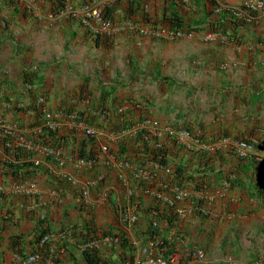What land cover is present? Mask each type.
I'll return each instance as SVG.
<instances>
[{
  "label": "crops",
  "instance_id": "0c3cea01",
  "mask_svg": "<svg viewBox=\"0 0 264 264\" xmlns=\"http://www.w3.org/2000/svg\"><path fill=\"white\" fill-rule=\"evenodd\" d=\"M69 1L79 6L91 0ZM208 1L183 7L180 16L184 21L198 19L203 9L211 10L215 4L218 13L219 8H228L239 18L244 14L252 18L243 23L237 20L240 24L236 25L228 22L229 17L221 20L218 26L225 30L223 35L214 33L209 37L197 31L175 41H162L160 62L153 58L155 46L161 42L158 39L137 38L129 31L108 38L105 45L109 46L103 47L102 41L90 36L79 20L46 17L54 6L48 0L37 1L32 8L26 0H0V119L20 127L17 136L0 133V264H20L19 251L26 253L32 246L28 241L33 237L31 232L42 220L41 228L50 229L51 234L48 251L57 252L53 253L58 257L54 264H85L77 243L85 234L84 222L92 224L93 230L113 227L119 236L124 233L131 247L132 242L136 246L138 241L150 242V237L145 240V230L154 217L153 208L167 210L157 191L171 193L166 186L170 178L163 182L166 177L160 167L146 164L148 182L137 181L133 172L138 167L132 158L131 166L105 165L100 159L94 165L83 166L67 158L59 165L51 158L45 162L43 152L28 143L38 138L39 111L49 110L60 114L56 118L58 134L67 135L73 144L83 136V130L65 120L64 109H87L98 99V93L112 88L106 100L111 107L126 105L127 98H135L146 108L141 114L149 113L160 122L159 126L173 123L201 136L200 143H194L201 148L193 159L187 161V155L181 158L180 153L178 160L187 173L200 171L195 180L198 185L204 184V191L210 190V195L175 203L174 226L168 230L175 244L174 235L178 234L206 250L205 260L192 259L188 264L264 261V160L237 156L227 147L229 142L214 143V149L202 148L207 141L216 142L217 136L220 141L224 137L232 142L244 138L264 141V11L250 10L248 0H212L207 7ZM144 7L152 14L156 7L159 17L162 11L169 15L170 0H146ZM210 17L214 23L221 16ZM144 53L151 62L146 60V66L139 67ZM28 69L35 71L32 84L24 80ZM89 92L90 103L84 97ZM174 106L178 109L173 110ZM112 120L117 122V118ZM91 124L101 130L97 140L109 141L113 149L136 137V131L127 129L122 135L110 136L102 128L113 124L101 119ZM20 134L24 143L16 140ZM159 139L174 151L173 138ZM19 146L31 150L30 156L17 154L15 147ZM62 150L67 156L69 151H76L72 146ZM33 159L44 161L47 171L36 170L27 178L12 174V167ZM66 175L74 176L75 181L69 182ZM31 181L35 185L29 191ZM139 182L144 185L138 186ZM88 183L90 202L85 205L81 190ZM102 204L109 208L107 212ZM203 205L206 212L200 210ZM128 212L138 215L132 225L118 221ZM67 224L71 230L64 232ZM96 248L101 260L107 262L124 261L130 255L120 240L100 241Z\"/></svg>",
  "mask_w": 264,
  "mask_h": 264
},
{
  "label": "trees",
  "instance_id": "16d2710c",
  "mask_svg": "<svg viewBox=\"0 0 264 264\" xmlns=\"http://www.w3.org/2000/svg\"><path fill=\"white\" fill-rule=\"evenodd\" d=\"M40 1V0H37ZM54 4L53 8H51V11L58 10L61 5L64 4L65 0H48ZM194 1V2H193ZM212 4L213 1L209 0ZM206 4L205 6L209 7L211 4ZM145 2L146 0H113L108 3H106L102 9V14L104 18L109 19L110 21H115V20H120V19H126V20H133L136 21L138 18L140 19V22H151V18L149 17L148 11H145ZM215 2V0H214ZM122 3L124 6H122ZM195 3V4H200L201 0H190V4ZM85 4V2L83 3ZM82 5V4H81ZM190 6V5H189ZM214 6L217 7L215 4L212 5L213 9H203V15L199 17L198 19H191L184 21L182 16H180V10L183 8L181 4L175 3L173 0H170V7H169V15H166V13L163 14V18H161L162 21H166L167 25L169 26L170 29L172 30H184L185 32H191V31H207L209 33H225V30L222 31V29L218 26L219 24L222 23L221 20H226L229 17L228 22L233 23L234 25L240 24L237 20L241 19V22L244 20L243 18H239L236 15L233 14V12L228 9V8H219L220 12L218 13L215 9ZM218 15L220 17V20L218 22L212 23L210 15ZM226 18V19H225ZM245 21V20H244ZM243 23V22H242ZM223 35V34H222ZM225 35V34H224ZM101 37L97 36L95 40L99 42ZM110 38V37H109ZM109 39L106 37L103 42H107ZM32 69V68H29ZM28 70L25 71L24 73V80L26 79L27 81H30L29 84H32L31 82L33 81V77L36 78L35 76V71L30 72ZM112 89H105L100 93V96L98 99L95 101H91L92 104L88 107V109L85 110H75L74 108H70L68 110H65L69 114L73 109H74V114L78 116V118L82 121H86L87 123H92L94 116L88 111V110H98L99 114L103 115L104 117L108 116L109 109L108 107H105L107 96L112 93ZM105 100V101H104ZM131 100V99H130ZM96 102V103H95ZM95 103V104H94ZM117 107V106H116ZM112 109L115 118H117V122H113V120H108L109 123H112L114 127H110L109 131L115 132V133H120L121 131L134 126V121L132 118V111H128V116L126 114H120L117 111V108ZM19 108V107H18ZM112 113V114H113ZM39 114L41 116L40 121H37L36 126L40 127V132L37 134L38 138L34 140L32 143L34 145H48L53 148H59V149H65L68 146H72L75 152L69 151L70 155H74L79 158H93L96 156L97 151H96V144L98 143L97 139L92 136V135H83L81 138H79L76 142H70L68 139L67 135L64 134H58V130H52L48 127H45L42 125L43 120H42V115L41 111H39ZM122 116L121 120L118 119L120 118L119 116ZM118 116V117H116ZM140 118L137 119V121L142 120L141 114L139 115ZM108 118V117H107ZM179 126V125H175ZM185 127V126H182ZM149 133V131L146 129H142L140 131L136 132V137L133 138H128V141H123V143L118 144L117 150L115 151V156L117 160L120 161H126L130 163L131 158L133 159V163L136 164L137 167H142L145 166L146 163H156L159 166L166 167V166H174V181L177 182L176 184L183 183V182H196L195 179L199 177L198 172L197 174L193 171L190 170L189 173H187L185 166L182 164L176 163L172 161L173 157L179 156V153L182 152V148L179 146H176L175 144H172V147L175 148L174 151H170L169 147L166 145V143H160L159 145H156L158 143L157 139H152L150 138L149 142L146 140L143 136V133ZM129 145H133L132 148L129 147ZM69 149V148H68ZM15 150L18 154V152L22 153V156L24 157H29L31 150H23L22 146L15 147ZM113 151V150H112ZM26 152V153H24ZM195 152H189L187 153V161H191L193 159V155ZM199 156H205L204 153L197 154ZM199 156H197L199 158ZM18 157V155H16ZM130 157V158H129ZM211 156L209 155V158ZM12 174L18 175L22 178H27L29 177L33 172L37 171H42L46 172L47 168L44 167V165L40 166H34L32 162L30 161H25L23 162L20 167H12ZM21 171V173H20ZM228 180V179H226ZM182 183L180 185H182ZM144 185L142 182H139L138 186ZM144 187V186H143ZM200 188H203V186L199 185ZM197 188V185H196ZM167 210L164 212H159L155 209L156 211V220L158 221L159 225L158 228L155 229L150 225V221L148 222V227L146 233H145V240L148 239L149 237H153V235H158L159 236V243L157 244V250H155L156 255L160 256H167L168 254L172 253L174 251V239H171V237L168 236V230L171 229L174 226V219H175V214L173 213L172 209L173 207L171 206H166ZM153 211V210H152ZM43 221V220H42ZM42 221L33 229L32 234L33 237L28 240L32 246L27 249L26 252L34 251L36 249V245L38 246V243L41 241L43 236L45 235V232L49 231L50 229H44L41 228V223ZM90 223L84 222L83 228L85 230V234H83L82 242L87 241L91 238H99L105 235H110V236H119L118 233H115L112 231L113 227L107 226L106 228H102L100 230H93L90 227ZM166 227H165V226ZM71 230V229H70ZM170 230V231H171ZM122 236L120 237V242L122 243L123 248L128 249L130 251V255L125 258L123 261L122 259H118V262H107L106 260H101L99 255L97 254V248L93 247L90 249H85L81 250V256L85 262V264H123V263H130L132 261L133 257V251L134 248H132L128 242L127 239L123 234H120ZM178 235V234H177ZM174 235V236H177ZM50 240L46 241L42 244L41 249L44 255L47 256H54L53 253H57L54 251L53 253L50 254L48 251L49 245H50ZM81 243V242H77ZM20 255H24L25 253L22 251H19ZM57 256H54V263L57 261ZM53 263V264H54Z\"/></svg>",
  "mask_w": 264,
  "mask_h": 264
},
{
  "label": "built area",
  "instance_id": "2783aa9c",
  "mask_svg": "<svg viewBox=\"0 0 264 264\" xmlns=\"http://www.w3.org/2000/svg\"><path fill=\"white\" fill-rule=\"evenodd\" d=\"M110 1L113 0H91L89 2H86L85 4L75 6L73 5L69 0H65L64 4L58 8V10H55L54 12H48L45 16L49 18H54L55 16L58 17H64L66 19H75L79 20L80 24H82L85 28H87L90 31V34L93 36H96L98 34L104 33L107 34L110 32L111 28V23L113 21H110L109 19L104 18L102 14V9L104 5ZM126 1V0H125ZM175 3L181 4L183 7H186L189 5L190 0H173ZM28 3V6L32 8L34 4L36 3L35 0H26ZM247 7L252 10H263L264 11V0H248L247 1ZM37 17H41V14L36 13ZM252 17L249 14H246V19L250 20ZM97 24V26H96ZM130 25V24H129ZM142 31V30H141ZM146 31V30H145ZM145 31H142L145 33ZM157 35H164V31H155L154 32ZM167 34H169L172 37H180L184 35H192L191 32H185L184 30H172L168 29ZM207 36H211L208 34ZM42 101V98L39 99V102ZM123 110V108H119V111ZM69 120L75 119V116L68 115ZM57 114H55L52 111L49 110H43V126L48 127L52 130H57L58 128V123L56 121ZM101 118L104 119V116ZM75 122V120H72ZM78 127H81L84 129V133L86 135H93L96 133V129L92 128L89 125L83 124L81 121L75 122ZM139 128L141 129H147L149 133H143V136L145 139H147L149 142L151 137L152 139H157L158 143L156 145H159L160 143L162 144V140L159 138L163 136L171 137L175 140V143L178 145L184 146L185 149L188 150H199L201 147H197L195 144L200 143L198 138L196 136H192L190 132L186 129H176L170 125H162L159 126V122L155 119L152 118H144L143 121L139 124H136L131 132H135ZM162 128V129H161ZM20 132L19 126L15 123H8L3 119H0V133L2 135H18ZM165 134V135H163ZM114 136V135H111ZM18 143H24V138L20 134L17 139ZM226 143L229 142V146L232 147V149L236 152V154L241 157H252L256 161H262L264 160V141L263 140H258L255 138H247V139H242V140H237V141H231L230 139L228 140L226 137H224L221 141L218 140L214 143ZM213 143V144H214ZM212 143H205L202 148H209V149H214ZM30 145V143H29ZM222 146V145H221ZM39 149L48 155H53V156H59V152L56 151L55 149L49 147V146H44V147H39ZM100 154H99V159L101 161H104L106 164H112V163H117L115 157L110 154L109 152V144L108 142H101L100 146ZM40 160L36 159L34 160V164L38 165ZM77 165H87L90 166L92 164V161H84V160H78ZM119 166H127L128 164L126 162H118ZM155 165L158 167V164L155 163ZM146 167L142 169L135 170L133 172V175L135 178H143L148 181L149 178V173L148 170L145 169ZM164 173L166 174H171L172 169L169 166L164 167ZM170 183V182H166ZM171 184V183H170ZM167 184L166 186L171 188L170 194H163L160 191H157L159 196L158 198H161L162 201V206H171L173 207L175 203L178 201H185L191 197L194 196H209L210 193L204 194L203 191L198 190V189H193L192 185H185V186H176ZM89 185L86 184L84 188L82 189V198L83 202L88 204L90 202L89 199V191L87 189V186ZM164 191V190H162ZM200 210L203 212H206V207L203 205V207L200 208ZM154 211V217L150 220V225L157 229L158 228V221L155 219L156 211ZM120 221L122 223H130L133 224L137 221L138 215L136 213H126L121 214L119 217ZM49 237L44 236L43 239L41 240V243H43L45 240H47ZM100 241H108L109 243L111 242H116L118 241L117 236H105L100 239L96 240H89L86 241L85 243L82 244V249H90L93 248L94 246H97V244ZM134 243V242H133ZM159 243V236L158 235H153L152 239L148 244L146 245H139L137 249V254L133 257L132 264H187L191 258H194L196 260H203L205 258V252L201 248L195 247V248H189L183 251V255H179L175 252L168 254L167 256H158L153 253L154 247L157 248V244ZM135 245V244H134ZM186 258V259H185ZM190 258V259H187ZM40 259V254L39 253H34L30 254L27 256L24 260L23 263H32ZM185 260V262H184ZM183 262V263H182ZM43 264H50L49 261H45ZM125 264H131V263H125ZM254 264H264V261L258 260Z\"/></svg>",
  "mask_w": 264,
  "mask_h": 264
},
{
  "label": "clouds",
  "instance_id": "9594fccd",
  "mask_svg": "<svg viewBox=\"0 0 264 264\" xmlns=\"http://www.w3.org/2000/svg\"><path fill=\"white\" fill-rule=\"evenodd\" d=\"M36 1V0H35ZM37 2V1H36ZM189 5H190V3H189ZM188 5V6H189ZM187 7V6H186ZM250 10H252V9H250ZM234 15H236L237 16V14H235V13H233ZM250 15V14H249ZM251 16V15H250ZM244 20H247L246 19V14H244V18H243ZM193 32V34L195 33L194 31H192ZM197 32V31H196ZM208 34H210V35H212V34H214V33H209V32H207V35ZM99 36V35H98ZM119 107V106H118ZM117 107V111H119V108H121V107H119L118 108ZM124 109V108H123ZM123 111V110H122ZM122 111L120 112V113H122ZM66 112V111H65ZM55 114H57V116H59L60 114L58 113V112H54ZM119 113V112H118ZM41 114H42V120H43V111H41ZM63 114H64V117H65V120L66 121H68V122H70L73 126H75V127H78L77 125H76V123L75 122H78V121H81L83 124H86V125H89V126H91L92 128H94V129H96V133L95 134H93L92 136H94L96 139H97V136H99V134H98V132H100L101 133V130L100 129H98L97 127H94L93 126V124H91V123H87L86 121H82V120H80L79 118H78V116L77 115H75L74 114V112L73 111H71L69 114H67V113H64L63 112ZM74 115L75 116V119H72L71 118V120H69V116L68 115ZM103 115H101V117H102ZM104 118H107L106 116L104 117ZM147 118V117H146ZM149 118H152V117H149ZM143 119H144V117H142V120H140V121H137V120H135V122H134V126L136 125V124H139V123H141L142 121H143ZM152 119H154V118H152ZM72 120H75V122H73ZM156 120V119H155ZM158 121V120H157ZM159 122V121H158ZM16 124V123H15ZM107 124H110L109 122H107ZM159 124H160V122H159ZM18 125V124H17ZM42 125H43V123H42ZM166 125H168V124H166ZM19 126V125H18ZM134 126H131V127H129V128H127V131L126 132H131V130H132V128L134 127ZM161 126V125H160ZM170 126H172V127H174V128H176V129H186V130H188L189 132H190V134H192V136H196L197 134H194V132H192L189 128H187V127H178V126H175L174 124H172V125H170ZM79 128H81V127H79ZM19 129H20V127H19ZM83 131V135H86L85 133H84V129L83 128H81ZM102 129H104V131H106L110 136L111 135H114V136H119V134L120 135H122L124 132L123 131H125V130H123V131H121L120 133H115V132H111V131H109V128H106L105 126H103V128ZM57 130H58V128H57ZM139 130H142L141 128H139ZM145 130V129H144ZM138 130H136V132H137ZM132 133V132H131ZM102 134V133H101ZM22 135V134H21ZM11 136H16V135H11ZM23 136V135H22ZM87 136H89V135H87ZM199 136V135H198ZM198 138H200L201 139V136H199ZM244 139H247V138H244ZM256 139V138H255ZM17 140V139H16ZM147 140V139H146ZM98 141V140H97ZM31 142V141H30ZM29 141H28V143H30ZM101 142H108L109 143V141H98V143H97V149H96V151H97V154H96V156L95 157H93V158H87V159H84V158H79V157H76V156H74V155H70V156H67V155H63V150L62 149H59V148H53V147H51V148H53V149H55L56 151H58L59 152V156H53V155H48V154H46V153H43L42 155H43V159L45 160V162H47V160L48 159H53L57 164H59V165H62L63 164V159L64 158H67V159H69V160H74L76 163H77V161L78 160H84V161H89V160H91L92 161V164L91 165H94V164H96L98 161H99V154H100V149H99V146H100V143ZM173 144H177V143H175V140L173 139ZM30 146H32V147H44V146H48V145H34L32 142L30 143ZM177 146H179V147H181L182 148V152H181V158H183L182 156H184V155H186L187 153H189V152H196L197 150H188V149H185L183 146H181V145H178L177 144ZM50 147V146H49ZM113 150V151H112ZM117 150V146L113 149L112 147H111V145L109 144V152H110V154H112L114 157H115V159H116V156H115V151ZM179 155H180V153H179ZM174 159H173V162H176V163H179L180 164V162H179V160H178V156H176V157H173ZM252 158V157H251ZM34 160H36V159H33L31 162L33 163V165L34 166H40L41 164L42 165H44V161H41V159H38V160H40V162H39V164L38 165H35L34 164ZM120 160H117L116 159V162L118 163ZM120 162H126V161H120ZM128 165L130 164V163H128V162H126ZM147 164V163H146ZM155 164V163H154ZM90 165V166H91ZM105 165H108V164H105ZM83 166H87V165H83ZM129 166H131V164L129 165ZM144 167H146V165L145 166H142V167H138L137 169H142V168H144ZM158 167H160L162 170H163V172H164V167H162V166H159L158 165ZM171 169H172V173L171 174H166V173H164L165 174V180L163 181L164 183H165V181L167 180V177H169L170 178V183H173L174 185H176V186H185V185H192L193 186V189H198V190H201V191H204V189H206L207 187L204 185V184H202V186H203V188H200L199 187V185L197 184V181L196 182H181L182 183V185H180L181 183H179V184H176L177 182H175L174 181V166L172 167V166H169ZM145 169H147L148 170V168H145ZM66 178H67V180L69 181V182H72V181H75V178H74V176H69V175H66ZM134 179L135 180H139V181H143V182H148L147 180H145V179H143V178H141V179H137V178H135V176H134ZM34 182L33 181H31L30 183H29V186H28V190L29 191H32V188L34 187ZM196 185H197V188H196ZM150 187H152V184H150ZM204 194H207V190H205L204 192H203ZM81 198H82V190H81ZM83 199V198H82ZM84 203V202H83ZM85 205H88V204H86V203H84ZM164 208H167L166 206H163ZM156 209V208H155ZM154 208H153V210H155ZM157 210V209H156ZM129 213V212H128ZM155 219H156V215H155ZM120 219L118 218V221H119ZM150 221V220H149ZM123 224H126V223H123ZM67 226V228L64 230V232H66V231H68V229H71V226L69 225V224H67L66 225ZM34 229V228H33ZM33 231V230H32ZM31 236H33V234H32V232H31ZM44 236H48L49 238L47 239V240H45L44 242H46V241H49L50 240V238H51V234H50V230L49 231H47V232H45V235ZM43 236V237H44ZM105 236H110V235H105ZM105 236H102V237H105ZM102 237H99V238H91V239H89V240H96V239H100V238H102ZM118 237V240H120V237L119 236H117ZM178 237H179V239H178ZM177 238V239H176ZM43 239V238H42ZM41 239V240H42ZM151 239H152V237H151ZM175 239L177 240V242H176V244L175 245H173L174 246V251L173 252H175V253H177V254H179V255H183V251L184 250H186V249H189V248H195V247H198V248H201L202 250H204V252H205V258L203 259V260H205L206 259V250L203 248V247H201V246H199V245H197V244H192V243H188V242H186V240H185V238L184 237H180L179 235H177L176 237H175ZM89 240H87V241H89ZM43 242V243H44ZM86 241H84V242H81V243H78V248H79V250H80V252H81V250H83L82 249V244L83 243H85ZM43 243H41V241L38 243V246L36 245V249L34 250V251H32V252H30V251H28V252H26L24 255H20V254H18V258H19V263L20 264H26V263H23V260L27 257V256H29L30 254H34V253H39L40 254V259H38L37 261H35V262H32V263H28V264H43L45 261H49L50 262V264H53V262H54V256H52V255H50V256H45L44 255V253L42 252V249H41V246H42V244ZM148 244V243H147ZM131 245H132V248H134V251L135 250H137L138 249V247H139V245H146V244H143V243H141V242H139L138 241V245L136 246V245H134V243L132 242L131 243ZM94 247H96V246H94ZM155 248V247H154ZM134 251H133V253H134ZM61 252V251H60ZM172 252V253H173ZM153 253L155 254V250L153 249ZM156 255V254H155ZM135 255L133 254V257H134ZM158 256H160V255H158ZM132 257V258H133ZM163 257H165V256H163ZM186 259V258H185ZM187 259H190V258H187ZM192 259H194V258H191L190 260H192ZM133 260V259H132ZM189 260V261H190ZM194 260H196V259H194ZM203 260H201V261H203ZM197 261H200V260H197ZM184 262H185V260H184ZM126 263V262H125ZM125 263H123V264H125ZM131 264H132V261L130 262ZM183 263V262H182ZM184 264V263H183ZM188 264V263H187Z\"/></svg>",
  "mask_w": 264,
  "mask_h": 264
},
{
  "label": "rangeland",
  "instance_id": "374dc122",
  "mask_svg": "<svg viewBox=\"0 0 264 264\" xmlns=\"http://www.w3.org/2000/svg\"><path fill=\"white\" fill-rule=\"evenodd\" d=\"M148 13L150 14L149 17L152 20L151 22H140L139 21L140 20L139 18L136 21L126 20V19H120V20L113 21V23H111V28H110V32L109 33H107V34H104V33L98 34L99 37H101L100 40L102 41L103 47L109 46V45H105L106 42L105 43L103 42V40H105L106 37L107 38H109V37L111 38V37H115L117 35L118 36L121 35V34L123 35L126 32L129 33V31H132L131 33L133 35H135L137 38H139V37L140 38L141 37H149V38L158 39L159 41H161L159 44H157L155 46L156 48L154 50V55H153L154 60H156L157 58H159V61L161 62L162 61V56H163L162 55V52L164 51L163 42L162 41H175V40H178V39H176V37L175 38L174 37L171 38V36L169 34H167L168 29H169V26L167 25L166 21H162L161 20V18H163L164 11H162V13H160V17L157 14L156 7L154 8L153 14H152V11L151 10H149ZM96 26H97V24H96ZM141 30L142 31H145L146 30V31H145V33H143ZM155 31H164V35H157V34L154 33ZM201 32H203V35L204 34H207V31H201ZM192 34H193V32H192ZM98 35L93 36V35L90 34V36H92L93 38H96ZM146 60H147V62H151L150 61L151 59H150L149 55L147 56V54L144 53V59L142 61H138V66L139 67H142V66L145 67L146 66V63H145ZM126 80H129L128 77L126 78ZM121 81H123V80H121ZM160 91H162V90H160ZM91 96L92 95H91L90 92L87 94V96H84V97H88L89 98V103L91 102L90 101L91 100ZM95 96H96V94H95ZM99 96H100V93H98V96L97 97H99ZM126 101H127V104L126 105H118L119 107L124 108L123 111L121 110L122 113H120L121 111H118L120 114H122V115L123 114H126V116H128V113H129L128 111H132L133 114H134L133 116H134L135 120H137V119L140 118L139 115L142 113V109H144V111H146V108H142V104L143 103L140 102L141 100H138V99H135V98H127ZM105 107H108L109 113H108V116H107L108 118H104V119L101 118V114H99L98 110H93L92 109V110H88V111L94 116V118H93L94 120L101 119L102 121L108 122L109 119L112 120L113 118H115L112 109H114L116 106L115 107H113V106L111 107L110 104L109 105L107 104ZM68 109H70V107L69 108H65L64 110H68ZM87 109H88V107H87ZM87 109H84V110L86 111ZM172 109L173 110L178 109V106H174ZM76 110H78V109H76ZM72 111H74V109ZM148 114L149 113H144V115L141 114V116L144 117V118H146V117L149 118L150 116ZM116 117H118V116H116ZM119 117L121 118L122 116L120 115ZM172 124L169 123L168 125H172ZM194 134L199 135V133H195V132H194ZM199 136H197V137H199ZM215 138H216L215 139L216 141L219 140L218 139L219 138L218 136L215 137ZM239 140H242V139H239ZM209 142H211V141H207L206 143H209ZM213 143L214 142L212 141V144ZM227 147L230 148V149H232V147L229 146V144H227ZM253 160L256 161L255 159H253ZM257 162H260V161L257 160ZM227 181L228 180H225V182H227ZM221 186H225V184L222 183ZM207 191L210 192V190H207ZM128 207H129V205H128ZM101 208H102V210H106L105 212H107V210L109 209L108 207H105L103 204H102ZM206 210H207V208H206ZM129 211H131V210H129ZM105 215H106V213L102 214L103 217H105Z\"/></svg>",
  "mask_w": 264,
  "mask_h": 264
}]
</instances>
